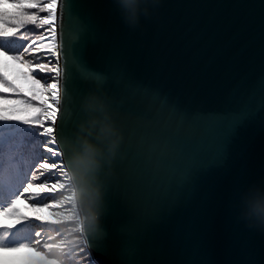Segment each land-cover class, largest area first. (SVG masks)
I'll use <instances>...</instances> for the list:
<instances>
[{
	"label": "water",
	"instance_id": "1",
	"mask_svg": "<svg viewBox=\"0 0 264 264\" xmlns=\"http://www.w3.org/2000/svg\"><path fill=\"white\" fill-rule=\"evenodd\" d=\"M149 11L130 28L114 0H83L63 33L56 20L68 119L103 94L123 137L99 195L73 188L83 245L95 264H264V232L239 216L245 194L264 192V0Z\"/></svg>",
	"mask_w": 264,
	"mask_h": 264
},
{
	"label": "snow or ice",
	"instance_id": "2",
	"mask_svg": "<svg viewBox=\"0 0 264 264\" xmlns=\"http://www.w3.org/2000/svg\"><path fill=\"white\" fill-rule=\"evenodd\" d=\"M83 0H0V40L16 39L21 41H28V35L26 32L21 31L26 25L32 24L39 28L47 26L48 34V52L52 57L56 59L49 60L48 63H40L33 65L31 60L25 59V53H31L35 51L33 44L29 43L27 46L21 45L23 48L19 54L10 55L8 50L0 46V57L10 60L14 63H19L27 68V71L22 73L26 76L33 85H41V90L44 93L49 94L51 105L46 107L47 101H41L39 106L33 105L30 100L19 98L20 89L14 85L2 70L0 66V92L11 93L16 96V99H12L5 95H0V124L11 125L22 132L30 133V135L39 141L40 146L43 149V156L41 157L42 165H37L35 162L29 166V172L33 168L42 167L43 171L41 175L48 174L49 176L54 174L53 170L61 169L65 171L68 168L67 164L61 161V158L66 156L68 152L72 151L74 146L76 132L78 130L79 119L77 113L73 112V123L68 119L67 113L71 111L69 104V97L71 96V70L69 68L68 54L64 50L63 40L57 43L56 36V20L59 14L60 31H64L65 17H75L81 19L78 12V6ZM30 9H38L41 13H47L46 16H39L37 12L29 11ZM45 37H39L40 43L37 47L43 48ZM74 58L81 65L84 71L89 72L86 61L83 56H77L73 54ZM61 57L64 58L63 68L60 65ZM51 65V66H49ZM52 73L50 77L44 80L41 84V79H36L34 72ZM90 73V72H89ZM51 79L52 83H48L47 80ZM90 80V79H89ZM86 80L85 83H87ZM101 77H96V81L100 83ZM35 99V96H33ZM4 104L12 105L11 108L3 107ZM23 106V107H20ZM28 108L35 110L37 114L31 116H19L16 115L19 111H25ZM70 124L72 125L70 127ZM26 126L21 128L20 126ZM69 135L74 137V140H69ZM44 138V139H41ZM64 143L67 147H62ZM50 154V155H49ZM61 161V163H57ZM33 180L37 177L33 176ZM69 179V176L67 177ZM57 184H53L51 188H47L46 184L41 182L39 187L41 189L40 194H29L26 199L31 201V207L36 211H49L50 216L59 217L61 215L60 209L63 208L66 202L72 200V197L66 198L65 201H56L53 193L59 189H64L66 185L59 183V177H57ZM25 182L27 186L22 183L20 185L23 188V192L19 195L14 194V198H10L11 203L7 207L0 206V217H10L14 220L13 224L4 225L0 223V253L2 252H18L20 250H27L33 255L39 257V264H61L60 259L55 254L54 250L57 245L50 243H42L41 232L37 231L34 234L35 238H32L28 243L16 242L13 245H6L5 241L9 237L12 230L17 224H20L28 217L22 216L15 208L14 205L21 199L23 193L29 192V189L33 188L32 181H28L27 175H25ZM110 185L107 187L104 196L108 194ZM19 192V189H17ZM45 200H52V203H46ZM38 205H42L39 207ZM36 220H41L42 223H57V220L44 221L42 217H36ZM49 240L52 237H48ZM51 253V254H50ZM27 264H36L34 261H28ZM90 264H95L94 259L90 260Z\"/></svg>",
	"mask_w": 264,
	"mask_h": 264
},
{
	"label": "clouds",
	"instance_id": "3",
	"mask_svg": "<svg viewBox=\"0 0 264 264\" xmlns=\"http://www.w3.org/2000/svg\"><path fill=\"white\" fill-rule=\"evenodd\" d=\"M160 0H114L123 22L130 28L148 17L149 5ZM85 118L78 125L74 146L68 157V176L76 190L87 186L100 193V174L111 165L123 139L111 112V101L103 94H89L83 101ZM239 216L249 228L264 232V192L250 190L241 198Z\"/></svg>",
	"mask_w": 264,
	"mask_h": 264
},
{
	"label": "trees",
	"instance_id": "4",
	"mask_svg": "<svg viewBox=\"0 0 264 264\" xmlns=\"http://www.w3.org/2000/svg\"><path fill=\"white\" fill-rule=\"evenodd\" d=\"M29 11L37 12V14L41 17L47 14L46 12L45 13L39 12L38 9H30ZM21 31L26 32L28 38L30 37L29 39H33L34 36L38 35V33L39 34L41 33V30H38L37 26L32 24L26 25L25 28L22 29ZM13 42H17V43L14 46L13 51H10V46L11 43ZM24 42L25 41L12 39L11 43H7L4 40H0V46L7 49L10 55H14V54H18L19 48ZM0 66H2V70L6 75L7 79L13 82L14 85H16L20 89L19 98L31 101L33 96L41 92V85H33L26 76L22 75V73L27 71V68H25L24 66H20L19 63H14L3 57H0ZM22 84L25 85V89H21ZM0 95H5L12 99H16V96L11 93L6 94L4 92H0ZM33 100H35L33 102V105L39 106L40 104L39 99H33ZM3 106L5 108L12 107V105L10 104H4ZM19 113L20 116H31L37 114L35 110L32 108H28L25 111H19ZM20 127L24 128L26 126L21 125ZM16 130L18 131L19 129ZM16 130L11 125L6 126L0 124V206L2 207H7L8 204L11 203L10 198H14V194L15 195L20 194V190H21L20 185L22 183L24 185L27 184L25 182L26 174L24 175V173L25 171L27 172V177L31 175L29 172V166L33 164V162L37 158H39V151L41 149L39 141L33 138L32 136H30L29 133L22 131L21 133H18ZM28 181H32V177ZM17 189H19V192L17 191ZM24 206L27 207V210L30 212L36 211L24 199V197L21 196V199L16 202L14 208L16 210H19L20 208L22 209ZM66 219H70V218H66ZM12 220L13 219L10 217H0V223L4 225H8ZM68 222H75V220L72 221L68 220ZM19 226H16L12 230L9 237L5 241L6 245H13L16 242H22V243L29 242V239L31 238V234L33 235V233L31 232L30 229L23 230L25 228ZM72 228H74V224L72 223L63 226V229L68 230V232H70L69 230ZM2 234L3 233L0 232V235ZM66 235L68 236V240H70L71 242L70 244L67 245L72 250L75 251V248L73 247L72 239H78L77 235H75L74 231H72V234H65L64 236L66 237ZM78 245L80 248L79 241L77 243V246ZM5 253L8 254V259H12L10 261L11 264H27L26 258H28V256H35L32 253L28 252L27 250H20L18 252H5Z\"/></svg>",
	"mask_w": 264,
	"mask_h": 264
},
{
	"label": "rangeland",
	"instance_id": "5",
	"mask_svg": "<svg viewBox=\"0 0 264 264\" xmlns=\"http://www.w3.org/2000/svg\"><path fill=\"white\" fill-rule=\"evenodd\" d=\"M37 29L41 30V32L43 30L46 31L47 26H45L44 28L37 27ZM46 33H47V31H46ZM37 36L38 35H36L34 37H37ZM35 39H34V41H35ZM11 40L12 39L4 40V41L7 42V43H11ZM16 43L17 42L11 43L10 51H13L14 46L16 45ZM48 61H45V63H48ZM20 66H23V65L20 64ZM49 66H51V65H49ZM49 75L51 76L53 74L49 73ZM41 82H42V80H41ZM21 89H25V85L24 84H22ZM35 97H36L35 99H39V102L47 101L48 103L45 104L46 107L51 105V101L50 100H46L47 99L46 98L47 95L42 90H41L40 93H37L35 95ZM34 101L35 100H33V98H32L31 99L32 104H33ZM16 115L20 116V113L17 112ZM17 132L21 133L20 130H18ZM57 163L59 164V161H57ZM42 171H43L42 167H38L37 168V171H36L37 179L35 181L36 182V186H34L33 193H31V194H40L41 189L39 187V184L41 182L45 183L47 188H51V186L53 184H57L58 183L57 177H59V183H64L66 185V187L64 189H59L55 193H53L54 199L56 201H65L66 198L72 197V200L69 201V202H66L64 204L63 208L59 210L61 212V215L59 217L50 216L49 211H33V212H30V211L27 210V207L24 206L22 209L20 208L17 211L22 216L28 217L29 219L24 221V222H22V223H20V224H17L16 226H19V225L23 224V225H21L19 227H24L25 229H23V230H26V229H30L31 230L33 235L31 234V238L29 239V242H30V240L32 238H35L34 234L36 232L35 230L38 229V222L42 223L41 220H36L35 219L36 217H42L44 221L57 220L58 221L57 223H51V222L44 223V224H46V228L43 229V231L41 232V234H42V236H41L42 243H50V244L57 245V248L54 250V252L58 256V258L60 259L61 263H64V264H66V263H68V264H90L89 253L85 250V247H83L82 234L80 233L81 232L80 231L81 225L78 222L77 213H76L75 208H74L73 191H72V187L69 185V181H67V174L65 175V173L61 172V169H59V168H58V171H56L51 176H49L48 174L41 175ZM24 199L31 205V201L26 199L25 196H24ZM45 202L46 203H52L53 201L52 200H45ZM38 206L42 207V205H38ZM66 218H70V219H66ZM68 220H71V221L75 220V222H68ZM13 223H14V220H12L9 224H13ZM71 223L74 224V228L70 229L69 230L70 232H68V230H66V229H63L64 225L71 224ZM47 225H49V226L47 227ZM72 231H74L75 235H77V237H78V239H72L73 247L75 248V251L72 250L67 245V244L71 243L70 240H68V236L67 235H66V237L64 236L65 234H72ZM50 236L52 237L51 240L48 239V237H50ZM78 241L80 242V248H79V245L77 246ZM24 259H25V257H24ZM11 260L12 259H8V254H6L5 252L0 253V264H11L10 263ZM28 261H34V262H36L38 264L39 263V257L28 256V258H26V263Z\"/></svg>",
	"mask_w": 264,
	"mask_h": 264
},
{
	"label": "bare ground",
	"instance_id": "6",
	"mask_svg": "<svg viewBox=\"0 0 264 264\" xmlns=\"http://www.w3.org/2000/svg\"><path fill=\"white\" fill-rule=\"evenodd\" d=\"M57 36V35H56ZM48 37L44 40V47L40 48V47H35V51H32L31 53H29L28 55L31 57H38V58H46V59H50V60H55L56 57H52L50 55V53L48 52V48H47V44H48ZM50 99V97H48ZM75 202V201H74ZM76 208V207H75ZM76 212L78 214L77 208H76Z\"/></svg>",
	"mask_w": 264,
	"mask_h": 264
},
{
	"label": "built area",
	"instance_id": "7",
	"mask_svg": "<svg viewBox=\"0 0 264 264\" xmlns=\"http://www.w3.org/2000/svg\"><path fill=\"white\" fill-rule=\"evenodd\" d=\"M38 58V57H37ZM48 60H50V59H48ZM36 72H39L38 70H36ZM36 72H34V73H36ZM40 73H43V74H48V76L50 77V75H49V73L48 72H40ZM49 83H52V81H51V79H49ZM46 95H47V99L46 100H50L48 97H49V94H47V93H45Z\"/></svg>",
	"mask_w": 264,
	"mask_h": 264
}]
</instances>
